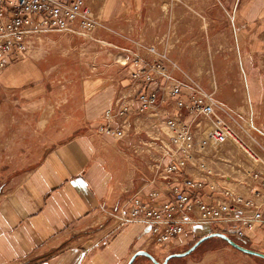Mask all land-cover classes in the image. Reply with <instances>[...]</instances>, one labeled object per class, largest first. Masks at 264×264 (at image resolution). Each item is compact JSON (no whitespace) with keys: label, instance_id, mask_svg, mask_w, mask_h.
<instances>
[{"label":"crops","instance_id":"1","mask_svg":"<svg viewBox=\"0 0 264 264\" xmlns=\"http://www.w3.org/2000/svg\"><path fill=\"white\" fill-rule=\"evenodd\" d=\"M151 1L86 0L105 21V29L99 28L97 35L105 40L106 32V37L113 42L105 45L88 40L92 43L87 44L89 48L97 47L96 43L116 48V38L133 33L137 21L146 19ZM217 3L220 18L231 21V35L235 38L242 72L238 89L244 95V102L235 105L224 101L215 95L217 89L211 93L218 101V114L245 132L246 139L259 154L256 166L264 174V0H218ZM227 31L225 28L221 33L227 34ZM44 32L71 35L50 28L38 36ZM80 38L73 40L84 39ZM32 41L35 39L30 40L25 54H13L0 72V86L12 94L9 99L15 104L8 111H21L23 116L27 112L28 123L17 130L28 134H18V140L13 139L19 126L2 123L0 131L8 134L6 137L0 134L4 138L0 145L23 148L24 156L36 147L44 151L30 168L14 169L0 187V264H127L139 250L149 251L162 260V248L147 241L150 227L144 223L121 225L120 218L130 209L129 200L143 185L142 177L153 174L148 169L149 158H155L159 149V141L153 138H164L162 133L151 135L141 126L145 124L154 132L166 116L180 120L187 112L177 110L173 99L164 95L155 107V115L144 116L138 113L140 102L136 100L131 108L134 130L130 137L116 140L112 135L101 133L99 128L108 124L116 126L115 122L106 120L105 113L129 86L130 72L135 69V53L121 56L123 61L114 58L106 67L111 73L104 75L105 71L102 76L93 72L95 63L90 62L92 74L84 77V63L80 61L81 71L75 77L81 84L76 97L81 99V110L67 111L57 105L56 99L62 96L72 99L73 94L59 90L58 78L44 77L34 62L24 60L30 54ZM148 61L144 60L142 65ZM174 78L186 80L175 74ZM164 82L147 85L145 90L150 92ZM117 84H122L120 91ZM17 104L21 106L16 107ZM11 116L14 117L13 112ZM0 117H4L3 112ZM249 121L254 128L248 129L247 134L244 127ZM209 160L218 174L236 177H241L251 163L231 143L221 147L216 157L209 156ZM156 187L150 185L145 191ZM194 229L195 232L173 239L163 259L184 244L222 231L217 224L199 225ZM248 236L242 243L264 253V223L258 224ZM214 242L217 245H212ZM199 247L196 257L175 258L168 264H264V259L243 253L220 238H211ZM133 264L154 263L146 256H138Z\"/></svg>","mask_w":264,"mask_h":264},{"label":"built area","instance_id":"2","mask_svg":"<svg viewBox=\"0 0 264 264\" xmlns=\"http://www.w3.org/2000/svg\"><path fill=\"white\" fill-rule=\"evenodd\" d=\"M103 26L86 0H0V71L13 54H25L30 40L46 29L100 41L97 30ZM147 52L150 59L143 65L147 57L135 53L129 86L106 110V120L116 126L103 125L99 131L116 140L130 137L134 130L131 108L136 100L140 102L138 113L144 116L155 115L164 95L173 99L177 110L187 113L180 120L163 119L159 129L164 138H153L159 141V149L148 165L153 174L142 177L143 185L129 200L130 209L120 218L121 224H146L150 227L148 242L162 247L203 224L220 225L221 232L246 241L249 232L264 223V174L256 166L258 152L245 132L218 114L213 93L194 80H176L157 47L149 46ZM162 80L157 89L145 90ZM253 128L249 121L244 131L248 134ZM226 143L251 162L241 177L218 174L209 160ZM153 184L157 187L146 192ZM161 196L165 200H159Z\"/></svg>","mask_w":264,"mask_h":264},{"label":"rangeland","instance_id":"3","mask_svg":"<svg viewBox=\"0 0 264 264\" xmlns=\"http://www.w3.org/2000/svg\"><path fill=\"white\" fill-rule=\"evenodd\" d=\"M217 1L152 0L146 11V19L137 21V28L135 29L138 30H134L130 34L123 33V37L116 38V48L101 45L113 43L111 39L106 37L107 33L104 31L102 32L106 35V41L101 35L99 41L101 44L96 43L97 47L93 45L90 48L87 44L92 43L86 39L73 40L75 37L81 39L78 36L67 35L68 37H66L64 34L61 35L62 33L52 35L44 32L42 35L32 38L35 41H32L30 54L24 60L29 59L34 62L42 70L44 77L58 78L59 90L73 94L72 99L70 96L67 98L62 96L56 99L57 105L66 108L67 111L81 110V99L76 98L80 94L81 84L77 83L75 77L81 71L80 61L84 63L82 69L84 77L92 74V67L94 73L102 76L114 58L123 61L121 56H132L134 53H139L147 57L146 60H149V53L147 52L149 46L157 47L159 52L165 55L168 64L171 65L172 69H175V76L184 80H194L209 92L217 89L218 92L215 94L217 97L224 101L229 100L235 105H242L244 95L238 89L242 82V72L238 66L239 58L235 50V38L231 35V21L220 18L221 9ZM102 22L105 27V21L102 20ZM123 24L126 25L127 23L123 21ZM104 27L103 29H105ZM225 28H228L227 34L226 32L221 33L222 29ZM90 62L95 64L90 67ZM110 73L111 69L106 71L104 75ZM116 86L120 91L122 84ZM9 95L12 94L0 86V109H3L0 113H4V117H0V124L14 123V125L19 126L15 128L13 133L15 134L13 139L18 140L20 137L18 134H28L25 133L26 131H18L17 129L22 128L20 125L27 124L29 118L25 115L27 114L26 111H24V116L21 111L20 113L19 111H8L15 105L12 99H9ZM21 104H17L16 107H20ZM11 112L14 113V117L11 116ZM141 127L147 129L151 135L158 136L162 132L159 128L155 129L156 132H152L145 124ZM143 131L140 130L144 133ZM0 134H4L6 137L8 133L0 131ZM1 137L2 135H0V140L4 139ZM22 149L0 145V187L5 184L14 169L19 167L22 169L30 168L34 162L39 160L44 151L43 148L36 147L30 149V153L24 156V153H21ZM192 232H195V229ZM193 239L194 237L191 236V240ZM190 245L189 243L184 244L176 252L185 251ZM212 245L217 244L214 242ZM159 247L163 251L160 252L162 260H158L163 261L164 256L168 253L165 252L168 247ZM195 253L197 252L195 251L188 257H196Z\"/></svg>","mask_w":264,"mask_h":264},{"label":"water","instance_id":"4","mask_svg":"<svg viewBox=\"0 0 264 264\" xmlns=\"http://www.w3.org/2000/svg\"><path fill=\"white\" fill-rule=\"evenodd\" d=\"M211 238H220L223 241H225L227 244H229L230 246H232L233 248L246 253L248 255H252L261 259H264V253L245 247L239 243H237L234 239H232L229 235L223 233V232H211L207 235H204L202 237H200L198 240H196L187 250L185 251H181V252H175V253H171L169 254L163 261H159L151 252L146 251V250H139L136 251L129 259L127 264H133V262L135 261V259L138 256H146L147 258H149L154 264H168L169 261L171 259L174 258H184V257H188L189 255H191L192 253H194L196 251V249L203 244L205 241L211 239Z\"/></svg>","mask_w":264,"mask_h":264},{"label":"trees","instance_id":"5","mask_svg":"<svg viewBox=\"0 0 264 264\" xmlns=\"http://www.w3.org/2000/svg\"><path fill=\"white\" fill-rule=\"evenodd\" d=\"M229 236H230L232 239H234L237 243H239V244H241V245H243V246H245V247H250L248 244H244V243H242L241 240H238V239H237L236 237H234L233 235H229ZM199 238H200V237H199ZM196 240H198V239H196ZM192 244H193V243H192ZM192 244H191V245H192ZM191 245H190V246H191ZM190 246H189V247H190ZM189 247H188V248H189ZM188 248H187V249H188ZM199 248H200V247H199ZM199 248H198V249H199ZM198 249H197V250H198ZM197 250H196V251H197Z\"/></svg>","mask_w":264,"mask_h":264}]
</instances>
